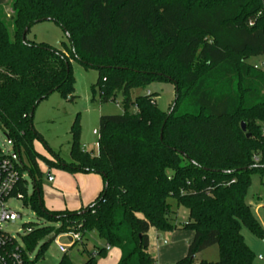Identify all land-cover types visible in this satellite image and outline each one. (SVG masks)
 <instances>
[{
	"label": "trees",
	"instance_id": "1",
	"mask_svg": "<svg viewBox=\"0 0 264 264\" xmlns=\"http://www.w3.org/2000/svg\"><path fill=\"white\" fill-rule=\"evenodd\" d=\"M7 2L9 22L0 10V128L19 172L31 179L25 206L53 225L26 226L22 264H36L68 232L81 238L95 233L120 251L117 264H157L147 251L148 233L177 229L170 201L187 211L181 229L193 233L176 264H195L196 255L211 246L218 248V262L199 264H251L253 254L240 231L245 227L264 238L245 201L251 177L264 175V70L246 61L264 56V0ZM44 21L63 30L69 47L61 43L57 50L26 39ZM71 60L97 71L92 101L97 95L99 104L108 103L119 94L123 112L99 118L97 154L82 150L75 121L70 162L52 163L34 150L39 136L32 117L55 92L73 99ZM160 82L174 87L175 105L167 114L153 94L131 99L133 90ZM38 162L70 174L99 175L103 189L82 210L50 212L42 201ZM19 190L25 192L21 185ZM15 247L13 240L5 251ZM105 253L104 247L84 264H96ZM57 264L73 263L65 253Z\"/></svg>",
	"mask_w": 264,
	"mask_h": 264
},
{
	"label": "rangeland",
	"instance_id": "2",
	"mask_svg": "<svg viewBox=\"0 0 264 264\" xmlns=\"http://www.w3.org/2000/svg\"><path fill=\"white\" fill-rule=\"evenodd\" d=\"M0 10L6 16V21L9 22L11 6L7 0H0ZM26 39L33 43L47 45L57 50H61V43L69 47V40L66 34L58 25L50 21H44L33 25ZM246 63L260 70H264V56L249 58ZM70 64L74 79L73 99L69 100L68 98L62 97L60 93L55 92L38 104L32 117L33 130L39 136V139L34 142V150L52 163H57L58 160H62V162L65 163L70 162V132L75 121H77L80 130L78 140L82 150L86 153L97 154L98 135H93V131L98 132L99 130V118L101 116L120 115L123 112L121 107V95L119 94L116 95L114 100L108 103L99 104L97 102V95L95 96V102L92 101L91 87L96 83L98 78V73L95 69H84L75 60H71ZM147 92L153 94L157 107L164 114H167L174 102L175 93L173 85L167 82L153 83L145 89L133 90L131 92V99L134 100L138 96H146ZM180 96L182 102V93ZM129 112L135 113V108L131 107ZM0 151L5 156L14 155L11 145L8 143L1 128ZM22 162L26 164V159L22 158ZM40 164V166L38 164V167H42L43 170L45 164H42V162ZM53 173L56 176V183H62L66 191L72 194L74 198L82 195L86 199V191L89 184L82 183L80 186L73 174L64 172L61 169L55 168ZM26 182L25 195L27 199V197L29 198L32 194L30 177H27ZM55 184L53 186L47 185L45 175L42 173V201L47 206H49V202L55 197L52 192ZM78 186H80V188ZM80 189L83 194L79 195L77 190ZM70 198L69 196L68 199ZM68 199L66 198L65 201L67 202ZM245 201L253 212L255 220L264 232V175L254 174L251 177ZM52 205L53 210L59 207L57 202H53ZM170 205L171 210L176 212V214L171 216V220L173 224L177 226V230L158 232L153 228L150 229L148 234L150 243L147 251L152 256H157L162 252L163 247H169L171 243L170 238L176 233H179L181 237H186L188 233H192L191 231L181 229L182 225L187 222V211L182 207L177 208L175 201H170ZM258 205H260V207L257 208L258 216H256V206ZM7 206L10 211L19 214L20 218L13 224H2L1 228L10 236L15 237L18 241L24 236L26 226L28 225L35 228L53 226L43 219L38 218L29 205L25 206V204L20 201L11 200L7 203ZM240 232L245 244L253 254L251 264H264V259H258V256L264 253V238H258L245 227H241ZM161 241H165L167 244L160 247L157 243ZM81 243L82 245L76 244L71 247L70 241L60 236V238H56L47 246L43 256L38 258L36 264H57L63 256L58 250V245L65 248L66 255L73 264H84L90 254H94L105 247V243L95 233L86 234L84 238H82ZM184 244L185 246L182 248L184 252L181 251V257H178L176 261L170 262V258H168L167 263H165L163 259L160 260V262H162V264H176L179 260L183 259L187 249L186 241H184ZM37 249L38 248L29 256L30 260L35 258ZM101 258L102 257H96V263ZM218 258L217 246H211L196 255L195 264L216 263L218 262ZM158 264L161 263L158 261Z\"/></svg>",
	"mask_w": 264,
	"mask_h": 264
},
{
	"label": "crops",
	"instance_id": "3",
	"mask_svg": "<svg viewBox=\"0 0 264 264\" xmlns=\"http://www.w3.org/2000/svg\"><path fill=\"white\" fill-rule=\"evenodd\" d=\"M40 163L41 162H38L39 166L41 165ZM39 169L45 175L46 184L53 186L57 181L56 176L53 173V170L55 168L50 169L45 165L43 170H42V167ZM47 174L53 178L52 182H48L46 180ZM73 175L75 176L76 180L79 182L80 186L82 183L89 184V187L86 191V199H85V197L80 195V194H83L81 192V189L77 190V192L80 196H78L77 198L76 197L74 198V196L72 194H69L66 191L65 186L62 183H59V184L56 183L54 186V189H52V192L55 196L54 199L49 202L50 203V204H48L49 206L45 205V203L43 202L44 207L48 211H50V212L51 211L52 212H63V211L76 212V211L82 210V209L86 208L89 204H91L96 199V197L99 195V193L102 191L104 185H103L102 178L99 175L82 174V173H76ZM80 186H78V187L80 188ZM69 196L71 197L70 199H68ZM66 198L68 199L67 202L65 201ZM53 202H57L59 204V207L56 208V210H53V208H52ZM259 207H260V205L256 206V216H258L257 208H259ZM175 214H176V212H175ZM60 236L63 237L61 234V235H58L57 238H60ZM192 238H193V233H188V235H186V237H181V235L179 233H176L173 237L170 238L171 243H170L169 247H163L167 244V243H165V241L158 242L157 244L160 247H163L162 248L163 250L157 256L153 255L156 259L157 264H158V261H159V263L162 264V262H160V260H162V259L165 261V263H167L168 258H170V262L176 261L178 259V257H181L180 256L181 251L184 252V250L182 249L185 246L184 241H186L187 247H188ZM149 243H150V239H149ZM186 252H187V249H186ZM186 252H185V255H186ZM261 255H263V254H261ZM120 256H121L120 251L118 249L109 248L106 251L105 255L96 264H117L120 260Z\"/></svg>",
	"mask_w": 264,
	"mask_h": 264
},
{
	"label": "built area",
	"instance_id": "4",
	"mask_svg": "<svg viewBox=\"0 0 264 264\" xmlns=\"http://www.w3.org/2000/svg\"><path fill=\"white\" fill-rule=\"evenodd\" d=\"M146 95L148 96L150 93L147 92ZM262 133L264 134V127L262 128ZM93 134L98 135L96 131H94ZM19 169L20 164L17 161L15 154L13 156H5L0 151V261L6 260L7 264H22L19 252V247H21L20 240L18 241L15 237L10 236L1 228L2 224H13L20 218L19 214L10 211L7 203L11 200L24 203V200L26 199L25 192H21L19 187L20 185L23 186L26 191V179L28 175L26 173H20ZM46 180L52 182L53 178L47 174ZM62 236L70 241L71 246L81 243L82 240L79 234L73 232L62 234ZM13 240L18 243V247H15V249L10 252H6L5 249L8 242ZM108 249L109 247H105L106 251ZM58 250L62 254L66 253L63 246L58 245ZM263 258L264 253L263 255L258 256L259 260H262Z\"/></svg>",
	"mask_w": 264,
	"mask_h": 264
},
{
	"label": "water",
	"instance_id": "5",
	"mask_svg": "<svg viewBox=\"0 0 264 264\" xmlns=\"http://www.w3.org/2000/svg\"><path fill=\"white\" fill-rule=\"evenodd\" d=\"M25 32H26V31H25ZM25 32H24V35H25ZM66 36H67V35H66ZM174 105H175V101L173 102L172 108L174 107ZM240 127H241V130H242V131H245V127H244V124H243V123H241ZM246 137L248 138L249 135H247Z\"/></svg>",
	"mask_w": 264,
	"mask_h": 264
}]
</instances>
